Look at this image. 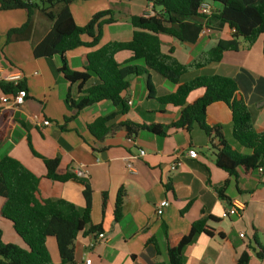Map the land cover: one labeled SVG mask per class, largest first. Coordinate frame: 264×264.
<instances>
[{"label": "crops", "instance_id": "obj_1", "mask_svg": "<svg viewBox=\"0 0 264 264\" xmlns=\"http://www.w3.org/2000/svg\"><path fill=\"white\" fill-rule=\"evenodd\" d=\"M69 9L78 26L86 25L98 12L111 10L113 13V22L101 27L98 45L79 47L66 53L67 65L72 71H82L83 57L99 47L109 42L130 41L134 31L129 21L131 16L152 15L151 6L144 0H72ZM25 21L24 10L0 11V75L21 73L27 93L21 106L11 107L1 102L3 95L0 92V131L3 132L0 156L18 160L39 178V201L63 199L80 209L85 206L79 184L45 178L44 165L30 153L27 137L40 156L59 158L61 173H81L80 179L92 192L91 225L101 226L100 233L105 238L99 240L98 233L79 234L73 244L75 264H85L86 260H90V264H168L167 248L175 246L194 222L205 217L218 221L207 222V226L214 230V236L196 235L184 249V264H235L243 252L249 251L248 247H256V241L264 246V168L261 174L253 171L247 175L238 169L237 177H230L215 166L214 150L197 126L189 130L166 128L178 120L180 108L161 106L156 100L148 99L146 80L149 77L155 97L170 94L176 87L151 71L148 75L130 78L129 89L122 94L128 111L117 115L110 125L124 122L162 125L166 128L165 135L158 136L142 129L134 136H128L125 129L119 128L104 139L95 140L87 125L98 117L118 112V108L102 102L75 115L69 111L64 102L68 90L73 99L79 98V92L76 85L70 86L58 73L59 59L32 57V44L47 34L50 23L35 18L32 39L6 43L7 31L20 27ZM230 34L227 27L207 29L194 44L179 43L163 34L158 38L161 50H172L178 62L185 65L213 47L219 39H229ZM82 41L89 42L90 39L82 36ZM131 56L129 51H121L114 58L118 64H123ZM134 64L142 66L141 61ZM241 70L254 81L264 78L262 37L248 48L242 42L238 51L225 53L219 63L190 73L181 81L210 75L235 78ZM94 82L91 79L85 87ZM248 84H251L249 79L242 78L238 91L252 115L255 131L261 132L264 131V83H256L257 88L255 84L251 85L250 89ZM202 94V89L191 92L186 103L191 104ZM36 116L51 125L43 127L34 120ZM206 123L219 125L230 147L241 154H249L232 138L231 113L225 104H211L206 109ZM189 149L197 153L196 159L187 156ZM139 151H144L145 155L140 157ZM172 163L179 164L175 171L170 170ZM128 164L133 171L127 169ZM225 181L228 184L223 192L225 199H222L217 189ZM120 188L125 193L122 218L114 222V204ZM103 193L107 198L104 209ZM163 200L169 205L158 217L155 209ZM232 201L244 203V210L238 217L223 219L222 213ZM3 202L0 198L2 241L24 247L12 224L1 217ZM219 232L223 238L217 236ZM46 248L52 262L59 263L53 239L46 240ZM248 264H264V259L258 260L250 252Z\"/></svg>", "mask_w": 264, "mask_h": 264}, {"label": "trees", "instance_id": "obj_2", "mask_svg": "<svg viewBox=\"0 0 264 264\" xmlns=\"http://www.w3.org/2000/svg\"><path fill=\"white\" fill-rule=\"evenodd\" d=\"M72 0H0V11L24 10L26 21L6 33V43L28 41L33 38L35 18H43L51 25L47 34L32 44L34 59H52L60 61L58 73L72 85H76L79 98L73 99L68 90L65 96L67 109L75 114L87 107L107 102L118 112L96 118L87 125L88 132L95 140H102L119 128L125 129L128 136L139 130L164 136L166 128L189 130L197 126L206 136L209 146L214 150L215 166L230 177H237L241 169L246 175L264 168V131L257 132L253 127L252 115L238 88L242 78H248L251 85L263 82L252 80L246 71L241 70L235 78L218 75L199 76L182 82V78L211 64L219 63L227 52H236L243 42L250 47L262 37V57L264 61V0H144L151 6L152 15L131 16L130 25L134 28L128 42H109L83 57L82 71H72L66 61V53L79 47L93 48L98 45L101 27L113 22V13L106 10L94 14L84 26L75 24L69 5ZM201 3L210 6V14L200 12ZM45 4L49 6L44 7ZM106 18V19H105ZM227 27L230 38L219 39L209 50L201 52L188 64H180L172 50L163 52L158 36L167 35L179 43L194 44L204 29L220 30ZM82 36L90 39L82 41ZM121 51H129L132 56L123 64L114 58ZM141 61L142 66L134 62ZM151 71L176 87L170 94L155 97L152 85L147 77L148 99H154L161 106L171 105L180 108L179 118L166 128L162 125H137L131 122L110 125L117 115L128 111L122 94L129 89L130 78L148 75ZM94 79V84L85 87ZM261 86V84H260ZM259 88V87H258ZM198 89L203 94L191 104L186 98ZM25 90L21 81L0 82L3 97L12 98L18 91ZM257 101L259 99H256ZM2 102V101H1ZM225 104L231 113V135L239 147L249 151L241 154L230 147L223 138L219 125L206 123V109L214 103ZM73 118V117H71ZM65 120H68L65 118ZM3 132L0 131V142ZM30 153L39 158L45 168V178L59 183L74 181L82 187L85 201L78 208L63 199H37L39 178L26 169L18 160L10 156H0V198L4 200L1 217L12 224L15 234L24 247L4 243L0 230V264H55L52 262L46 240L53 239L59 257L56 264H75L73 244L79 234L100 233L101 226L91 225V189L76 174L60 172L59 158H44L36 153L27 137ZM228 181L217 189L220 198ZM167 189H170L167 186ZM125 193L117 191L113 217L114 222L122 218V206ZM106 194H102V208L106 205ZM208 221L218 222L205 217L194 222L187 234L173 247L166 250L168 264H184L183 252L196 235L214 236V230L207 226ZM217 236L223 238L219 232ZM255 239V238H254ZM258 260L264 259V246L256 241V247H248ZM243 252L235 264H248L250 252Z\"/></svg>", "mask_w": 264, "mask_h": 264}, {"label": "built area", "instance_id": "obj_3", "mask_svg": "<svg viewBox=\"0 0 264 264\" xmlns=\"http://www.w3.org/2000/svg\"><path fill=\"white\" fill-rule=\"evenodd\" d=\"M200 12L204 15H209L210 14V6L207 3H201L200 5ZM207 29H204L201 33L204 34L205 31ZM0 81L1 82H5V83H13L14 85L20 83L22 81V75L19 72H15V73H10L7 75H0ZM27 97V93L25 90H20L17 92V94L12 97V98H7V97H3L2 98V102L5 104H9L11 107H19L21 106ZM34 120L36 122H39L40 125H42L43 127H48L51 125V123L47 120L41 119L40 117H34ZM187 156L191 159H196L197 158V153L193 150V149H189L187 151ZM145 153L144 151H139V156L142 157L144 156ZM135 159V157H134ZM179 164L178 163H172V165L170 166V170L171 171H175L177 169V166ZM127 169L129 171H133L132 166L130 164L127 165ZM258 173H262L263 168H259ZM78 177L81 175L80 172H78L76 174ZM169 203L166 200L161 201L156 209H155V213L158 217H161L164 210L168 207ZM244 203H241L239 201H232L229 205V207L222 213V218L223 219H227L230 217H238L240 216L241 212L244 210ZM243 235L240 234V237H242ZM97 237L99 240H103L105 238L103 233H98ZM85 264H90V260H86Z\"/></svg>", "mask_w": 264, "mask_h": 264}, {"label": "water", "instance_id": "obj_4", "mask_svg": "<svg viewBox=\"0 0 264 264\" xmlns=\"http://www.w3.org/2000/svg\"><path fill=\"white\" fill-rule=\"evenodd\" d=\"M47 6H49V5H48V4H45V5H44V7H47Z\"/></svg>", "mask_w": 264, "mask_h": 264}, {"label": "rangeland", "instance_id": "obj_5", "mask_svg": "<svg viewBox=\"0 0 264 264\" xmlns=\"http://www.w3.org/2000/svg\"><path fill=\"white\" fill-rule=\"evenodd\" d=\"M261 38V37H260ZM168 85H170V84H168Z\"/></svg>", "mask_w": 264, "mask_h": 264}]
</instances>
